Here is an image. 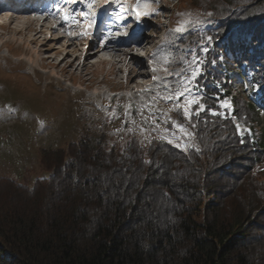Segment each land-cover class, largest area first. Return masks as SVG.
Masks as SVG:
<instances>
[{
    "label": "trees",
    "instance_id": "obj_1",
    "mask_svg": "<svg viewBox=\"0 0 264 264\" xmlns=\"http://www.w3.org/2000/svg\"><path fill=\"white\" fill-rule=\"evenodd\" d=\"M188 5L211 24L190 38L193 146L42 149L48 177L0 176V264H264V0Z\"/></svg>",
    "mask_w": 264,
    "mask_h": 264
},
{
    "label": "rangeland",
    "instance_id": "obj_2",
    "mask_svg": "<svg viewBox=\"0 0 264 264\" xmlns=\"http://www.w3.org/2000/svg\"><path fill=\"white\" fill-rule=\"evenodd\" d=\"M2 1L0 176L27 180L31 185L37 178L50 175L40 168L42 149L66 148L83 138L97 141L103 137L113 147L122 146L131 137L138 138L143 146L153 139L166 141L182 150L193 146L183 109L185 102L195 99V93L200 91L197 78L209 76L202 68L200 75L189 84L193 70L198 64L202 66L199 53L188 59L192 48L190 38L198 28L211 24L191 14L188 0H127L138 8L142 4L147 10L146 15L140 10L145 17L136 24V33L130 30V37L139 35L145 46L126 48L130 54L141 58L146 76L136 78L128 89L121 88L124 82L122 71H119L121 64L115 63L110 68V62L102 63L106 59H120V54L115 56L106 48L122 42L116 31L108 30L107 41L98 32L92 35L95 22L88 20L92 25L88 27L77 13L79 10H75L76 17L65 22L70 24L76 20L75 27H80L48 28L53 26L49 20L42 25V33L35 36L37 26L31 23L35 21V14L7 10L8 4L3 5ZM76 1H79L77 5L67 0L69 4L74 3L72 7H84L97 19L106 3L113 6L121 3L120 0ZM88 4L96 7L89 8ZM64 10L71 12L73 8ZM15 15L22 18L9 24ZM115 19L121 22L120 17ZM103 26L100 25L101 31ZM178 26L184 28L182 33L174 31ZM126 32L119 31L120 36ZM90 42L95 49H88ZM100 49L104 52L88 59L84 67L78 65L85 52ZM65 53L68 58L57 66ZM75 56L73 67L65 66ZM232 78L234 81L237 75L233 73ZM137 83L152 87V91L146 95L135 92ZM177 109H181L184 125L172 114Z\"/></svg>",
    "mask_w": 264,
    "mask_h": 264
},
{
    "label": "bare ground",
    "instance_id": "obj_3",
    "mask_svg": "<svg viewBox=\"0 0 264 264\" xmlns=\"http://www.w3.org/2000/svg\"><path fill=\"white\" fill-rule=\"evenodd\" d=\"M62 3H65L67 4V0H61ZM84 1V0H83ZM93 6V5H92ZM95 6V5H94ZM93 6V7H94ZM96 7V6H95ZM93 9V8H92ZM27 9H24L23 11H26ZM90 10V9H88ZM16 13H19V12H16ZM103 13H101L100 15L102 16ZM100 16V17H101ZM21 15H15L14 18H12V21H10L9 24L13 23L14 21L16 20H19L21 19ZM123 21V20H122ZM46 22V20L42 23H38L37 21H33L31 23H36V26L37 28L35 29V36H38L42 30V25ZM130 22H118L117 20L114 22V25L118 28V31H127L128 30V26H129ZM116 27H114L113 29H116ZM130 34V32H129ZM120 37V36H119ZM118 37V38H119ZM139 38V35L136 36V35H131L130 37V40L127 41V42H121L120 44H115V46H112V45H109L107 46L106 48L108 49V47H112L111 51H113V55L117 56V54H120V59L117 61V60H113V59H110L108 62H102L104 64H108L110 62V68L112 67V65H114L115 63H119L121 64V68L119 69V71L121 72L122 71V74H123V83H121V88H127L129 87V85L138 77H145L146 74L143 72L145 68L144 65L142 64V60H140L141 58H139V56L136 57V55L134 56V54H130L128 49L132 48L134 45L135 46H145V43H143V41H141ZM120 39V38H119ZM35 41V38L31 40V43H34ZM72 45V44H70ZM89 48H93L95 49L94 47V44H92L91 42L89 43V46H88V49ZM105 48V50H106ZM128 48V49H126ZM141 48V47H140ZM87 49V50H88ZM101 52H104V50L101 51L100 50H93L92 52H85L80 60H79V63L78 65L81 66V67H84L85 66V62L88 61V59L90 58H93L94 56H96L98 53H101ZM69 54V53H68ZM99 55V54H98ZM74 56V55H73ZM66 58H68V55L67 53L64 54L63 58H61L59 61H58V64L57 66H60L62 63L65 62ZM76 56L73 57L72 60L69 61V64H65V66L67 67H73V65L75 64L76 62ZM138 84V83H137ZM136 85V84H135ZM132 88V87H131ZM135 92L139 93V94H143V95H146L148 92L150 93V91H152V87H148V85L146 84H138L135 86ZM130 89V88H129ZM134 89V88H133Z\"/></svg>",
    "mask_w": 264,
    "mask_h": 264
},
{
    "label": "snow or ice",
    "instance_id": "obj_4",
    "mask_svg": "<svg viewBox=\"0 0 264 264\" xmlns=\"http://www.w3.org/2000/svg\"><path fill=\"white\" fill-rule=\"evenodd\" d=\"M72 2H76V0H72ZM88 7L91 8L92 5H91V4H88ZM79 15H80L81 17L87 18V14L84 13L83 11H81V12L79 13ZM67 19H68V17H67V15H66V16H65V21H66ZM92 23H94V20L92 21ZM91 26H92L91 24L88 25V27H91ZM174 31H175L176 33H182V32L184 31V28L178 26ZM84 34H85V35H88L87 32H85ZM209 39H211V37H209ZM205 50H206V49H205ZM201 69H202V66H200V65L198 64L197 68H195V69L193 70V72H192V82H194V81H195V78H196L198 75H200V73H201ZM153 79L155 80L156 77H153ZM178 95H183V93H178ZM193 105H196L200 110H203V108H204V106H203L202 104L199 103V100H198V99H190V100L186 101V102H185V107H184V109H183V114H184V117H185L186 119H191V115H190L191 111H195V110H196L195 108H192ZM221 107H222V108H225V109H226L227 107H229L228 102L225 101L223 104H221ZM209 112H210V114H212V115H219V112H217V111H215V110H211V109H209ZM198 114H199V112H197V115H198ZM182 138H183V137H182ZM169 142H171V141H169Z\"/></svg>",
    "mask_w": 264,
    "mask_h": 264
}]
</instances>
